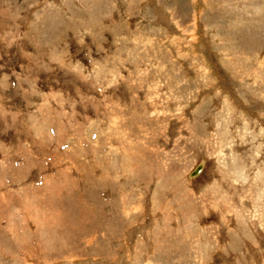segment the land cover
<instances>
[{
    "label": "rangeland",
    "instance_id": "1",
    "mask_svg": "<svg viewBox=\"0 0 264 264\" xmlns=\"http://www.w3.org/2000/svg\"><path fill=\"white\" fill-rule=\"evenodd\" d=\"M0 264H264V0H0Z\"/></svg>",
    "mask_w": 264,
    "mask_h": 264
},
{
    "label": "water",
    "instance_id": "2",
    "mask_svg": "<svg viewBox=\"0 0 264 264\" xmlns=\"http://www.w3.org/2000/svg\"><path fill=\"white\" fill-rule=\"evenodd\" d=\"M202 169V166L200 164H198L191 172L190 176L196 175L197 173H199Z\"/></svg>",
    "mask_w": 264,
    "mask_h": 264
},
{
    "label": "bare ground",
    "instance_id": "3",
    "mask_svg": "<svg viewBox=\"0 0 264 264\" xmlns=\"http://www.w3.org/2000/svg\"><path fill=\"white\" fill-rule=\"evenodd\" d=\"M201 166H202V165H201ZM202 170H203V166H202L201 171H200L199 173H197L196 175H193V177H194V176H198V175H200V173L202 172Z\"/></svg>",
    "mask_w": 264,
    "mask_h": 264
}]
</instances>
